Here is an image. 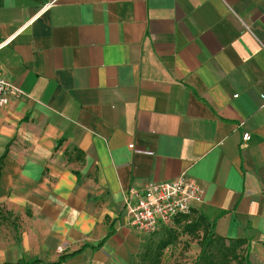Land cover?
Returning <instances> with one entry per match:
<instances>
[{
	"label": "crops",
	"instance_id": "obj_1",
	"mask_svg": "<svg viewBox=\"0 0 264 264\" xmlns=\"http://www.w3.org/2000/svg\"><path fill=\"white\" fill-rule=\"evenodd\" d=\"M7 38L0 264H133L165 227L126 203L182 172L264 264V0H0Z\"/></svg>",
	"mask_w": 264,
	"mask_h": 264
},
{
	"label": "built area",
	"instance_id": "obj_2",
	"mask_svg": "<svg viewBox=\"0 0 264 264\" xmlns=\"http://www.w3.org/2000/svg\"><path fill=\"white\" fill-rule=\"evenodd\" d=\"M11 39L1 41L0 49ZM22 94L18 87L0 73V107L6 106L13 96ZM249 138L248 133L242 135L244 141ZM203 194V188L195 184L184 172L173 180L150 182L136 193L135 204L126 203L125 211L129 224L145 233H154L162 227H170L179 216L190 214L195 206L202 202Z\"/></svg>",
	"mask_w": 264,
	"mask_h": 264
},
{
	"label": "trees",
	"instance_id": "obj_3",
	"mask_svg": "<svg viewBox=\"0 0 264 264\" xmlns=\"http://www.w3.org/2000/svg\"><path fill=\"white\" fill-rule=\"evenodd\" d=\"M180 235L197 242L198 254L192 264H249L248 240L217 235L196 209L176 218L172 226L163 229L156 241L147 240L133 264H161L165 249L175 246Z\"/></svg>",
	"mask_w": 264,
	"mask_h": 264
},
{
	"label": "rangeland",
	"instance_id": "obj_4",
	"mask_svg": "<svg viewBox=\"0 0 264 264\" xmlns=\"http://www.w3.org/2000/svg\"><path fill=\"white\" fill-rule=\"evenodd\" d=\"M162 232L152 235L154 241L161 237ZM198 254V245L194 239L180 235L178 243L165 249L161 264H192Z\"/></svg>",
	"mask_w": 264,
	"mask_h": 264
}]
</instances>
